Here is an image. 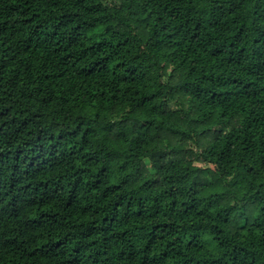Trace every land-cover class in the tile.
<instances>
[{"label": "trees", "instance_id": "16d2710c", "mask_svg": "<svg viewBox=\"0 0 264 264\" xmlns=\"http://www.w3.org/2000/svg\"><path fill=\"white\" fill-rule=\"evenodd\" d=\"M0 264H264V0H0Z\"/></svg>", "mask_w": 264, "mask_h": 264}, {"label": "rangeland", "instance_id": "374dc122", "mask_svg": "<svg viewBox=\"0 0 264 264\" xmlns=\"http://www.w3.org/2000/svg\"><path fill=\"white\" fill-rule=\"evenodd\" d=\"M172 108L174 109L175 107H173V106H172ZM196 165L200 166V164H199V163H196Z\"/></svg>", "mask_w": 264, "mask_h": 264}]
</instances>
